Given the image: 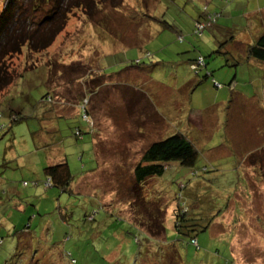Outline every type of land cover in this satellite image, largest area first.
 <instances>
[{
	"label": "rangeland",
	"instance_id": "374dc122",
	"mask_svg": "<svg viewBox=\"0 0 264 264\" xmlns=\"http://www.w3.org/2000/svg\"><path fill=\"white\" fill-rule=\"evenodd\" d=\"M209 1L208 10L215 7L223 14L216 27L196 36L192 27L203 0H98L91 15L73 9L46 49L33 52L23 46L8 60L13 80L0 92V264H264V188H255L261 180L257 159H264V152L244 138L237 149L216 139L224 131L227 105L203 109L205 130L195 135L207 156L223 154L208 171L192 175L169 162L161 176L146 179L138 189L130 173L117 167L131 171L149 143L176 132L185 135L193 109L215 102L205 81L224 83L218 77H232L240 66L225 65L227 55L217 50L244 59L238 44L262 20L244 14L258 7L256 0ZM258 2L263 6L264 0ZM4 6L0 0V11ZM158 20L176 26L184 40ZM229 39L236 40L235 49ZM199 55L208 70L196 74L188 61ZM138 58L141 81L127 71ZM245 68L248 73L250 66ZM210 71L212 76L203 80ZM85 74L96 77L85 83L89 96H81ZM184 79L201 83L189 90ZM135 83L145 86L136 91ZM173 89L180 112L170 109L169 97L163 99ZM9 111L23 117L11 122ZM148 112L154 116L143 114ZM236 156L247 157L243 170L253 169L250 174L233 170ZM48 158L67 161L68 191L44 185ZM182 201L200 219L196 245L174 229L173 209ZM150 220L161 221L162 235L151 236ZM172 244L179 260H168Z\"/></svg>",
	"mask_w": 264,
	"mask_h": 264
},
{
	"label": "trees",
	"instance_id": "16d2710c",
	"mask_svg": "<svg viewBox=\"0 0 264 264\" xmlns=\"http://www.w3.org/2000/svg\"><path fill=\"white\" fill-rule=\"evenodd\" d=\"M98 0H5V6L0 11V92L6 89L13 80L12 73L9 68L8 60L16 53L21 51L23 46H26L30 51L39 52L46 49L52 44L56 36L64 29L68 14L73 9H81L87 14H92L93 2ZM203 11H200L197 19L193 22L192 34L201 36L208 29L216 27L217 19L222 16L218 8L217 10H208L209 0H203ZM220 1V0H218ZM257 4H260L256 0ZM228 7H231V3ZM227 9V6L224 10ZM40 14L37 17V14ZM163 14V13H162ZM161 14V18L163 15ZM151 16L149 20H151ZM153 19V18H152ZM163 26L175 30L172 23L166 20H158ZM200 26V28L198 27ZM180 41L184 40L182 34H177ZM230 40V39H229ZM227 42V41H224ZM217 53H223L225 56V65L235 66L243 64L244 59L235 60L228 51L217 50ZM246 58H254L258 61H264V31L250 43L246 48ZM147 52L145 56H149ZM138 60H141L140 58ZM202 62V66L199 63ZM191 70L197 74L202 68L205 69L206 62L204 57L199 55L188 61ZM141 64V61H134V66ZM195 65V68L191 66ZM236 67V66H235ZM206 70V69H205ZM206 77L212 76L211 72H206ZM211 83L216 88H222L227 85L232 89V83L225 84L218 82L214 78ZM215 83L220 84L217 87ZM84 100V97H82ZM82 116L87 119V110L84 103ZM8 117L11 122H17L23 117L19 112L9 111ZM10 126V125H9ZM3 125H0V130ZM79 136L81 131L76 129L74 134ZM76 134V135H77ZM198 149L194 144L182 133L176 132L162 139L152 141L142 151V154L133 168V181L136 188L141 187V183L146 179L156 176H161L167 168L169 162H175L178 165L190 169L189 174L199 175L208 171L206 166L200 169H194L198 160ZM43 173L46 176L44 185L57 186L63 191H68L71 182V173L67 161L59 162L52 165H46L43 168ZM48 184V185H47ZM181 185V188L184 186ZM194 198V197H193ZM195 199V198H194ZM185 204V205H184ZM192 205V204H191ZM186 203H176L173 209L174 229L178 233L188 235L190 243L195 240V231L201 226H196L193 214L190 213ZM152 219V218H151ZM149 232L151 236H160L164 232V228L160 222L149 221ZM196 241V240H195ZM196 245V244H195ZM170 250L168 260H179L180 254L174 247Z\"/></svg>",
	"mask_w": 264,
	"mask_h": 264
},
{
	"label": "crops",
	"instance_id": "0c3cea01",
	"mask_svg": "<svg viewBox=\"0 0 264 264\" xmlns=\"http://www.w3.org/2000/svg\"><path fill=\"white\" fill-rule=\"evenodd\" d=\"M263 6L258 4V7H254L251 10H247L246 12H244L246 17L252 16L255 18V17L260 16L262 20L260 22L254 20L255 21L254 24L256 25L255 33L251 36H246V38L243 39V42H240V44H238L239 48L237 50L241 52V56H244L243 64L234 68V73L232 77L228 76L229 74H225L224 76L220 74L221 76L218 77V79H220L225 84H228L231 81L232 89L228 88L227 85H223L222 88L218 89L214 87L212 84L210 86V84L207 81H205L204 87L205 89L209 91L208 94L210 93L213 94L212 96L215 102L211 101L206 106L200 107L198 110L193 109V112H194L193 116L190 115L192 118H189L187 123L183 127L182 132H185V136L189 140H191L194 143V145L197 148H199L202 152L203 150L199 144V139L198 138L196 139L195 135H198V132L203 131V129L205 130V126L203 125V121H202L203 113H204L203 109L210 108L212 107L213 104H220V105L224 104L228 106L226 114H225V118H224V123H225L224 131L222 134H218V136L216 137L217 140H220L221 142H223L224 146H227V147L231 146L237 149L245 145L243 143V138H244L245 141L247 140L246 145L247 143H251L252 148H254V143H255V146L256 147L259 146V150L261 152H264V61H258L254 58H249V59L246 58L247 46L250 43H252V41H254L264 31V7ZM175 29L176 30H173V31H175L176 34H179L180 31H178L177 28ZM232 42H236V40L230 39V45L232 48L235 49L236 43H232ZM117 51L118 50L115 49L114 51H112L113 53L112 52L111 53L114 55V53H116ZM231 53L237 54L236 51L231 52ZM99 60H98V64H101V61L99 62ZM247 66H250V68H248L249 70L248 73L245 72V69H246L245 67ZM99 67H98L99 73L97 77L100 76ZM141 68H142L141 66L135 67L134 65H131L127 67V71L129 70L131 74L130 77L132 79L135 78L134 79L135 81H141L142 76H144L143 73L139 70ZM176 69L177 68L175 67L174 73L178 74L176 73ZM205 69L208 70V67L207 68L205 67ZM238 69L239 71H237ZM84 76L82 77V82L84 83V87H82V89L84 91L81 96H84V93L88 95L87 93L90 91L89 89L87 90L85 89V83H88L89 81H93L94 79H96V77H92V74L90 75L85 74ZM206 78L207 77L204 76L202 79L204 80ZM200 83H201V80H197V79H191V80L184 79V82H183L184 85H187L189 87V90L192 85L200 84ZM139 85H142V87L145 86L144 84H138V83H135L132 86H134L135 90L137 91L138 88H140ZM97 88L98 86H96V89L93 90L92 93L90 92V96L96 93ZM195 90H196V87L194 91ZM201 92H203V89H201L196 95L197 97L196 107H199L201 105V101H200V98L202 97ZM76 95L72 94L71 96L75 98ZM177 95L179 94L176 93V90L173 89L172 91H169L168 93L164 94L163 99H165V97H169V99L167 100H169L170 109L174 108V110L176 109L175 111H177L178 109V111L180 112V108L182 109V106L178 103L179 96ZM219 97H221L220 100H218ZM163 99L161 97L158 98L160 102H164ZM73 101L75 102V100ZM62 102H63L62 100L60 102H57V106L55 108L57 109L59 105L62 104ZM143 114L149 117L154 116V113H150V112H148L147 114L146 113H143ZM167 117H168V114H167ZM147 120L145 118V121ZM214 121H215V126H216L214 131L218 132V130L220 129L219 117H217ZM174 122L176 121L174 120ZM229 122H230V125L229 127H227ZM177 124H179V122H177ZM250 129H252L253 131L252 135L249 133L247 135L244 134L247 130H250ZM203 142H206V141L203 140L202 143ZM203 154H204L203 157L198 155L199 158L197 160V164H195L196 166L194 167V169H200V167L202 166H206L209 169V165L212 162L218 161L219 158L222 157L223 155L222 153L220 155L217 152H215L213 155H210V156H207L204 152ZM99 158L101 157L99 156ZM99 158H98V161H100ZM236 159L237 160L233 164V168H234L233 170L242 169V173H245V174L247 172H249L250 174V172L253 171V169L251 168H248L247 170H243V169H246L247 167L246 165L247 157L236 156ZM101 160H103V157L101 158ZM257 160L260 164L259 174L261 176V180H260V187L259 188L255 187V188H257L258 190H261L262 188H264V159H257ZM63 161H66V160L60 159L59 162H63ZM52 164H56L55 160L51 161V159L48 158L47 165H52ZM134 166L132 167L131 171H128L125 167H122V164L118 165L117 167L119 168V170H121V173L128 172L133 178ZM176 168L177 170L184 169L183 166L178 165V164L176 165ZM189 172L190 171H188V174ZM250 177L252 178L253 181H255V178L253 176L250 175ZM263 192L264 191H262V193ZM13 195L16 197L18 195V191L15 190L13 192ZM2 203L3 202L0 200V205Z\"/></svg>",
	"mask_w": 264,
	"mask_h": 264
},
{
	"label": "built area",
	"instance_id": "2783aa9c",
	"mask_svg": "<svg viewBox=\"0 0 264 264\" xmlns=\"http://www.w3.org/2000/svg\"><path fill=\"white\" fill-rule=\"evenodd\" d=\"M198 27L200 28V26H198ZM199 63H200L201 66L203 65L202 62H201V60H199ZM191 67L192 68H195L196 66L195 65H192ZM215 84H216L217 87H220V84H218V83H215ZM192 242H193V244H196V241L195 240H192Z\"/></svg>",
	"mask_w": 264,
	"mask_h": 264
},
{
	"label": "clouds",
	"instance_id": "9594fccd",
	"mask_svg": "<svg viewBox=\"0 0 264 264\" xmlns=\"http://www.w3.org/2000/svg\"><path fill=\"white\" fill-rule=\"evenodd\" d=\"M138 59H139V58H138ZM138 59H136L135 61H136V62H139L140 60H138Z\"/></svg>",
	"mask_w": 264,
	"mask_h": 264
}]
</instances>
